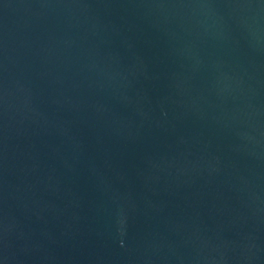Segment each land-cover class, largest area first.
Instances as JSON below:
<instances>
[{
    "label": "water",
    "instance_id": "95a60500",
    "mask_svg": "<svg viewBox=\"0 0 264 264\" xmlns=\"http://www.w3.org/2000/svg\"><path fill=\"white\" fill-rule=\"evenodd\" d=\"M0 264H264V0H0Z\"/></svg>",
    "mask_w": 264,
    "mask_h": 264
}]
</instances>
